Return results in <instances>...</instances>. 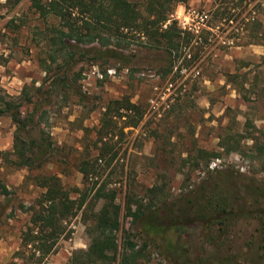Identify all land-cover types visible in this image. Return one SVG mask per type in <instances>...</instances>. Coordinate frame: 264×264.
<instances>
[{
	"label": "rangeland",
	"instance_id": "rangeland-1",
	"mask_svg": "<svg viewBox=\"0 0 264 264\" xmlns=\"http://www.w3.org/2000/svg\"><path fill=\"white\" fill-rule=\"evenodd\" d=\"M11 2L0 0V96L22 99L25 90L46 97L29 135L45 137L52 151L39 168L17 166L15 125L9 116H0V183L7 189L0 192V264H79L90 241L91 219L102 203L93 198L100 185L116 191L118 240L127 230L139 245L140 238L149 242L146 264H264V229L257 216H238L220 225L180 217L177 209L222 174L239 190L241 204L251 183L264 185V156H258L248 138L264 141V0L177 3L170 17L192 39L173 60L164 50L146 46L144 36L112 57L98 52L97 43L83 46L67 70L69 79H77L78 93L51 82L57 66L51 63L53 48L46 37L58 20L40 17L30 0ZM187 23L198 26V32L185 28ZM43 59L51 71L38 95L34 87L48 75ZM123 98L138 109L109 115L100 131L105 107ZM31 109L28 103L21 106L23 115ZM222 143L236 150L226 152ZM100 153L103 157L95 162ZM216 158L220 162L210 168ZM83 160L95 163L96 173L86 182L78 170ZM37 175H55L77 201L83 191L87 194L83 207L61 222L50 251L40 257L38 251L32 255L30 245H21L31 215L26 209L43 191ZM130 194L134 206L144 209L137 222L125 216ZM151 215L162 230L148 238L140 232ZM177 217L184 223L182 231L172 228Z\"/></svg>",
	"mask_w": 264,
	"mask_h": 264
},
{
	"label": "trees",
	"instance_id": "trees-1",
	"mask_svg": "<svg viewBox=\"0 0 264 264\" xmlns=\"http://www.w3.org/2000/svg\"><path fill=\"white\" fill-rule=\"evenodd\" d=\"M20 1L7 0L12 6ZM186 1L30 0V6L40 17L44 19L52 17L59 22L58 25H51L47 29L50 32L47 34L46 43L53 48L49 57L51 63H56L57 66V70L53 68L54 74L50 81L56 88L68 87L74 93H78L77 79H69L67 74L69 61L77 50H82L83 46L93 43L99 45L96 48L98 52H104L108 57H112L118 49L128 46L130 40L144 36L146 41L143 43L146 46L164 50L173 60L179 50L187 47L192 39L190 31L183 30L177 25V21L170 17L174 6ZM261 35L264 36V31ZM59 56L61 59H58ZM42 67L48 75L43 78L39 86L34 87L38 95H40L39 92L42 94L41 86L50 78L51 65L46 59H43ZM34 95L36 94L31 95L24 90L22 99H6L0 96V116H9L15 125L12 152L16 156V164L19 167L39 168L46 163L52 151L45 137L41 136L37 139L29 135V131L39 123L35 121L37 111L42 105L47 104L46 97L41 100V95L36 98ZM24 103L31 104L32 109L23 115L21 106ZM137 109L138 106L128 98L112 101L102 112L100 131L106 128L109 115L117 113L123 116ZM139 117L131 122L132 126L138 124ZM107 133L106 131L105 134ZM248 138L252 140V148L258 156H264V141H260L259 136L254 135ZM221 147L226 152L236 150L234 146L231 147L225 143H222ZM101 157H103L102 154H98L95 162ZM94 165L95 163L90 164L86 160L78 165L84 182L93 179L96 173ZM36 179L43 187V191L26 209L31 212V215L26 228L22 231L21 245L24 247L30 245L33 247L32 255L38 251L40 257L50 251L61 232V222L83 207L87 194L83 191L80 200L77 201L62 188L59 178L55 175H37ZM97 182L93 181V186ZM206 189L178 203L180 217H191L192 220H206L205 222L209 224L225 225L234 217L257 216L264 229V209L259 207L260 204H264V185L251 183V188L246 189V198L242 204L237 202L236 194L239 190L229 181L226 174L210 180ZM0 192L4 194L7 192L6 186L1 183ZM115 197L114 189H106L104 185L96 188L93 198L96 202L102 200V203L91 219L88 228L90 241L87 248L81 250V256L77 259L79 264H146L144 250L149 245L148 241L140 238L139 234L133 233L143 240L139 245L131 238L132 233L127 230H123L120 241L118 240L121 221L120 207L115 203ZM143 214L144 209L141 205L134 206L133 196L127 195L125 216L131 217V222H137ZM153 216L151 215L144 225L141 222V232H139L148 238L161 229L159 225L151 221ZM180 217L172 221V228L177 231L184 229V223H181Z\"/></svg>",
	"mask_w": 264,
	"mask_h": 264
},
{
	"label": "built area",
	"instance_id": "built-area-1",
	"mask_svg": "<svg viewBox=\"0 0 264 264\" xmlns=\"http://www.w3.org/2000/svg\"><path fill=\"white\" fill-rule=\"evenodd\" d=\"M196 16H197V13H196ZM186 18V17H185ZM202 19V16L200 17ZM184 23V22H183ZM186 23V22H185ZM185 28H188L189 30H193V31H196L198 32V26H195V24H191V23H187V26L184 25ZM220 162V159L216 158L215 160H212L209 164L210 168H214L215 166H217V164Z\"/></svg>",
	"mask_w": 264,
	"mask_h": 264
}]
</instances>
